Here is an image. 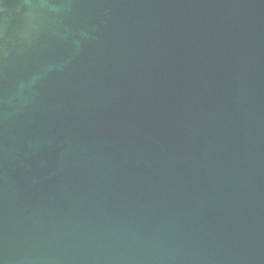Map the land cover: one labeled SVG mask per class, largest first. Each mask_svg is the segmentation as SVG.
Here are the masks:
<instances>
[{
	"label": "water",
	"instance_id": "water-1",
	"mask_svg": "<svg viewBox=\"0 0 264 264\" xmlns=\"http://www.w3.org/2000/svg\"><path fill=\"white\" fill-rule=\"evenodd\" d=\"M0 264H264V0H0Z\"/></svg>",
	"mask_w": 264,
	"mask_h": 264
}]
</instances>
